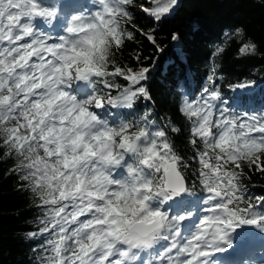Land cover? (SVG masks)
I'll return each mask as SVG.
<instances>
[{"label": "snow or ice", "instance_id": "6c2138e0", "mask_svg": "<svg viewBox=\"0 0 264 264\" xmlns=\"http://www.w3.org/2000/svg\"><path fill=\"white\" fill-rule=\"evenodd\" d=\"M137 2L0 0V162L12 161L38 212L26 234L36 264H222L248 230L264 242V195L244 183L245 168L264 176V104L234 107L210 66L178 106L185 129L147 110L128 119L152 99L151 68L116 57L136 32L162 50L131 23ZM177 3L144 0L139 11L159 22ZM244 35L236 27L225 42L255 54ZM182 130L190 158L169 135Z\"/></svg>", "mask_w": 264, "mask_h": 264}, {"label": "trees", "instance_id": "16d2710c", "mask_svg": "<svg viewBox=\"0 0 264 264\" xmlns=\"http://www.w3.org/2000/svg\"><path fill=\"white\" fill-rule=\"evenodd\" d=\"M136 3V18L131 22L144 33H154L156 44L149 42L140 32L132 41L126 42L117 62L134 70L140 66L151 68L148 86L151 101L141 100L135 119L145 110L159 118L165 125L169 121L185 129L186 122L178 106L185 94H198L207 83L210 66H215L222 79L218 80L225 99L238 101L243 108H259L264 100V0H178L177 6L159 22L139 11ZM243 27V42H254L256 52L241 56L242 41L225 42V33ZM179 39L172 40V35ZM224 45V52L214 55L217 46ZM139 54L141 60L133 59ZM254 82L258 87L251 93H234L231 87ZM121 84L124 81H120ZM177 151L186 158L193 153L186 142V130L179 134L169 132ZM12 161L0 162V264H36L33 249L35 241L26 234L34 230L37 210L31 194L20 189V182L11 173ZM250 179L244 180L249 192L264 195V176L244 169Z\"/></svg>", "mask_w": 264, "mask_h": 264}, {"label": "rangeland", "instance_id": "374dc122", "mask_svg": "<svg viewBox=\"0 0 264 264\" xmlns=\"http://www.w3.org/2000/svg\"><path fill=\"white\" fill-rule=\"evenodd\" d=\"M140 6H141V4H140ZM140 6H138L139 9H140ZM257 87H258V85L256 83H254V84H252V86H250L247 89H237V90H235V92H251V91L255 90ZM236 105H237V103L234 104V106H236ZM253 236H254V238H255V236L257 237L256 232H254ZM246 261L248 262V264H252L251 261L249 259H246V258L244 260L237 262V264H244V262H246Z\"/></svg>", "mask_w": 264, "mask_h": 264}]
</instances>
